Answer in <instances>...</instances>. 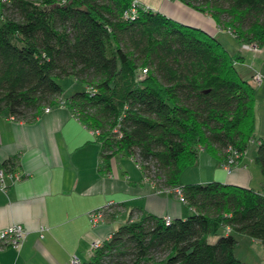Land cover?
<instances>
[{
	"label": "trees",
	"instance_id": "obj_1",
	"mask_svg": "<svg viewBox=\"0 0 264 264\" xmlns=\"http://www.w3.org/2000/svg\"><path fill=\"white\" fill-rule=\"evenodd\" d=\"M179 1L209 14L239 45L264 48V0ZM132 3L0 0V112L32 121L64 101L99 131L105 169L125 153L157 190L179 188L194 210L169 224L131 213L83 264H248L235 256V234L264 246V136L255 135V88L235 66L244 57L202 27ZM67 75L85 88L62 97L57 78ZM253 139L260 188L180 182L201 149L222 166ZM14 159L2 167L11 170Z\"/></svg>",
	"mask_w": 264,
	"mask_h": 264
},
{
	"label": "crops",
	"instance_id": "obj_2",
	"mask_svg": "<svg viewBox=\"0 0 264 264\" xmlns=\"http://www.w3.org/2000/svg\"><path fill=\"white\" fill-rule=\"evenodd\" d=\"M134 1L185 25L202 27L216 38L222 32L209 14L179 0ZM258 53L264 59V49ZM244 58L235 66H244L241 71L236 68L254 86V113L261 107L264 118V63L246 64ZM256 71L263 75L261 82L252 79ZM262 136L264 133L258 137ZM97 137L66 104L54 105L32 121L0 112V168L3 161L15 158L11 170L5 169L7 187L0 190V230L14 223L26 230L19 246L1 247L0 264H68L72 253L85 263L92 256L93 240L109 238L131 213L135 219L144 212L171 220L194 213L173 193L157 192L130 156L132 164L122 167L116 159L125 153L112 156L109 169H105ZM250 142L257 145V140H250L230 171L224 170L215 156L201 153L199 163H195L199 172L195 181L218 180L260 188L263 180L254 158L257 146L250 147ZM203 155L209 161L201 165ZM12 171L22 174L20 180H11ZM109 201L113 205L101 222L92 226L89 212Z\"/></svg>",
	"mask_w": 264,
	"mask_h": 264
},
{
	"label": "rangeland",
	"instance_id": "obj_3",
	"mask_svg": "<svg viewBox=\"0 0 264 264\" xmlns=\"http://www.w3.org/2000/svg\"><path fill=\"white\" fill-rule=\"evenodd\" d=\"M221 31L222 32H220L219 37L217 39H219V41L221 40V42L226 46V48L229 50L230 53L237 52V49H238L240 54L243 57H245L244 60H245L246 64L252 61V62L256 63L258 66H262V64L264 63V59L263 58L260 59V56H258V54H259L258 52L255 54L248 52L245 47H243L241 45L238 46L237 40L232 35H229V33L227 31H225V30H221ZM240 64H237L236 67L240 68V71H241L244 66H241ZM57 81L59 82L60 86L62 87V94H61L62 97L68 96V95L76 92L77 90H83L85 88V85L81 81L74 78L72 75L64 76V78H57ZM254 81L256 83V82H261L262 80L258 81L256 79ZM255 124H256L255 135L258 137L259 134L262 135L264 133V118L262 116V108L261 107L255 111ZM255 145H256L255 142H252V143L250 142V147L253 148V146H255ZM201 153L206 154V155L210 154L208 152L199 151L198 155H197L196 163H199V161H200L199 157H200ZM240 157H238L237 159L239 160ZM201 160H202L201 165H203L204 162L207 164L209 161L208 159H204V155H203ZM238 160H237V162H238ZM116 161L120 165L122 164V167H124V165H126V164H132L130 162V160L128 159V156L126 154H124L123 156H120V154H119L117 156ZM236 164H234V165H236ZM197 168H198L197 164H193L191 167H187V168L183 169L181 171L182 174L180 177V182H183V183L196 182L195 181V180H197L196 178L199 177V174H198L199 172H197ZM204 171H205L204 174H206L207 171L206 170H204ZM224 230H225L224 228L221 229L219 231V234L224 233ZM235 237L237 238V243L234 247L235 256L239 260H243L248 264H259L262 261V258L264 255V246H262L261 243L258 242L257 240H255L254 238L249 237L245 234L236 233ZM208 239L210 241H215L217 238L216 237H209ZM163 254H164L163 252L162 253L157 252V254L155 255L156 259L160 260L163 257ZM120 260H122V259L117 257V259L115 258L113 261L107 262V263L108 264H121V263H119Z\"/></svg>",
	"mask_w": 264,
	"mask_h": 264
},
{
	"label": "built area",
	"instance_id": "obj_4",
	"mask_svg": "<svg viewBox=\"0 0 264 264\" xmlns=\"http://www.w3.org/2000/svg\"><path fill=\"white\" fill-rule=\"evenodd\" d=\"M134 3L136 2L133 0L132 5ZM134 12H135V8L133 7L131 8V11H129L128 13H125V16L128 17L129 15H133ZM242 46L245 47L247 50L251 51L253 54L260 52L262 49L259 45L255 43L254 44L243 43ZM143 71H145V69H143ZM262 77L263 75L259 71H256L253 74L252 79L254 80L257 79L258 81H261L263 79ZM87 89L92 90V88L90 87H88ZM57 105L64 106L65 103L64 101H59ZM51 108L52 106L47 105L43 108V112H48L50 111ZM90 131L95 135L99 134V131L97 129L90 128ZM232 151H233L232 155H230L226 159V161L222 163V167L224 168V170L230 171L231 167L237 163V160H238L237 158L242 155V153H239L237 150L235 151L232 149ZM6 175H7L6 170L3 168H0V190L5 189L7 187V182L5 180ZM9 177L11 178V180L13 179L17 181V180H20V178L22 177V174L17 171H12V173L9 174ZM156 191L157 192L164 191L168 193L171 192L174 195H176L181 202L184 201L183 197L180 195L179 188H176V187L175 188H163L159 190L156 189ZM111 205H113V203L109 201L102 207L94 208L92 209V211L89 212V220L91 221L92 226L97 225L98 223L101 222V220L104 218L107 208H109ZM163 218L166 224L170 223L171 221L170 218L168 217H163ZM228 229L230 228L228 227L227 231ZM25 233H26V230L19 223H14L11 226H7L6 228H3L2 230H0V249L1 247H3V245H6V244L12 247L19 246L26 237ZM104 241L105 240L100 239V238L94 239L93 242L91 243L92 244L91 250L94 251L95 249L101 247ZM68 264H83V263L80 261L79 257L76 256V254L72 253L70 255Z\"/></svg>",
	"mask_w": 264,
	"mask_h": 264
}]
</instances>
